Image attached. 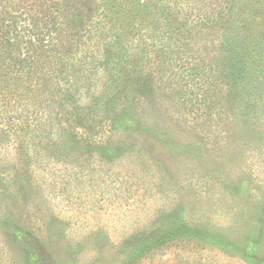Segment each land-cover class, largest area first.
Instances as JSON below:
<instances>
[{"label": "rangeland", "instance_id": "374dc122", "mask_svg": "<svg viewBox=\"0 0 264 264\" xmlns=\"http://www.w3.org/2000/svg\"><path fill=\"white\" fill-rule=\"evenodd\" d=\"M96 1L111 12L101 24L133 26L126 50L141 38L165 50L162 77L128 86L144 110H94L65 122L64 133L48 126L42 139L24 122L28 107L0 106L10 126L24 128L0 139V264H157L128 256L140 238L169 229V218L239 249L250 240L260 247L251 263L192 239L185 246L200 263L264 264V0H226L236 14L225 24L212 22L224 0H152L133 21L112 0ZM171 15L193 27L176 46ZM224 27L238 44L233 81L216 69ZM85 95L77 107L93 99Z\"/></svg>", "mask_w": 264, "mask_h": 264}, {"label": "trees", "instance_id": "16d2710c", "mask_svg": "<svg viewBox=\"0 0 264 264\" xmlns=\"http://www.w3.org/2000/svg\"><path fill=\"white\" fill-rule=\"evenodd\" d=\"M225 1L220 10L212 14V22L225 24L226 17L233 13V7L231 9ZM152 5V0H112L110 3L111 8L124 14L129 21L148 14ZM110 13L108 6L100 11L96 0H0V106L17 103L28 107L24 122L33 126L35 139H42L50 125L55 127L56 133H64L62 125L65 122L81 120L94 110L96 114L107 116L145 109L137 105L134 108L131 104L128 98L132 92L128 86L133 81L158 74L159 62L166 59L167 54L162 47L157 49L142 38L131 50H126L123 40L133 26H108L97 20L103 14L109 23ZM173 18L171 15L168 20V29L175 45L182 41L183 33L193 27L186 25V30L184 25L175 26ZM231 29H220L223 53L216 69L233 81L239 66V50ZM98 87L101 90L94 96ZM83 94L93 99L87 106L77 107ZM119 99L128 101L118 102ZM9 124L0 112V139L24 130L21 124L17 129ZM168 220H173L169 229L136 242L133 254L128 256L135 260L134 263L149 258V263L156 260L158 264L157 258L171 255L164 264H211L209 261L200 263L199 258L188 252L185 245L192 239L210 243L212 250L218 253H242L241 256L251 263L260 249L254 240L247 241V245L239 249L224 235L194 234L175 218ZM154 243L157 246L152 247ZM246 247L248 251L244 253ZM157 250H162L160 257L155 255ZM49 258H44L45 264H50ZM121 264L132 263L129 260Z\"/></svg>", "mask_w": 264, "mask_h": 264}]
</instances>
